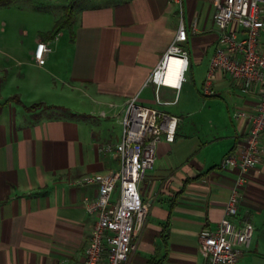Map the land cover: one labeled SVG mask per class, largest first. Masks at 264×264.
<instances>
[{
    "label": "crops",
    "instance_id": "obj_1",
    "mask_svg": "<svg viewBox=\"0 0 264 264\" xmlns=\"http://www.w3.org/2000/svg\"><path fill=\"white\" fill-rule=\"evenodd\" d=\"M74 2L71 27L53 39L41 33L54 24L22 41L0 23V264L83 262L96 220L86 200L98 191L78 180L120 168L119 155L100 147L121 139L131 97L155 105L146 81L181 22L188 30L187 81L177 104L161 106L180 118L176 139L160 142L141 183L149 212L126 264H208L200 236L224 217L238 175L222 161L242 148L249 129L234 112L253 111L259 100L257 86L245 89L222 71L213 93H203L218 45L216 0ZM42 40L51 51L39 65L34 53ZM260 44L264 49V27ZM162 96L173 99L175 90L163 87ZM245 220L255 231L239 264H264V155L246 174L234 221Z\"/></svg>",
    "mask_w": 264,
    "mask_h": 264
},
{
    "label": "built area",
    "instance_id": "obj_2",
    "mask_svg": "<svg viewBox=\"0 0 264 264\" xmlns=\"http://www.w3.org/2000/svg\"><path fill=\"white\" fill-rule=\"evenodd\" d=\"M170 1L183 3V0ZM263 5L264 0H216L214 21L219 30L218 45L210 60L203 93H213L214 76L222 71L245 89L257 86L259 100L253 111L237 109L234 112L235 117L248 120L249 129L242 148L235 149L222 161V168L235 167L238 175L224 217L215 229L200 236V248L208 257V264H239L240 257L251 246L255 231L251 221L239 224L234 218L239 212L246 174L264 155V49L260 44ZM235 23L242 27L244 36H239ZM196 29L197 25L192 24L190 30ZM187 39L188 30L181 22L176 36L146 81V85L154 86L155 105L141 103L138 95L131 97L120 117L121 139L116 144L100 147L102 153L115 151L119 155L120 168L87 174L78 180L80 184L96 185L98 191L96 197L86 200V210L96 220L85 259L80 264H126L136 248L134 239L149 212V204L141 195V183L154 168L160 142L176 139L180 118L161 106L177 104L187 81L190 57L182 45ZM50 51L47 42L37 43L34 57L39 65L46 63V54ZM163 87L175 90L173 99L163 98Z\"/></svg>",
    "mask_w": 264,
    "mask_h": 264
},
{
    "label": "rangeland",
    "instance_id": "obj_3",
    "mask_svg": "<svg viewBox=\"0 0 264 264\" xmlns=\"http://www.w3.org/2000/svg\"><path fill=\"white\" fill-rule=\"evenodd\" d=\"M71 1L15 0L10 5L0 6V23L4 25L7 35L14 31L22 41L32 40L38 31L51 28Z\"/></svg>",
    "mask_w": 264,
    "mask_h": 264
},
{
    "label": "trees",
    "instance_id": "obj_4",
    "mask_svg": "<svg viewBox=\"0 0 264 264\" xmlns=\"http://www.w3.org/2000/svg\"><path fill=\"white\" fill-rule=\"evenodd\" d=\"M13 1L14 0H0V6L9 5ZM74 8L75 2L72 0L68 5L65 6L63 14L55 21L53 29L47 33H41L42 38L53 39L64 28L71 27L74 20Z\"/></svg>",
    "mask_w": 264,
    "mask_h": 264
}]
</instances>
